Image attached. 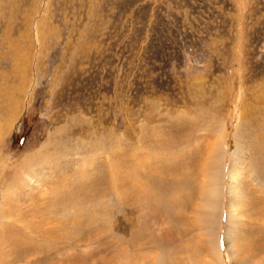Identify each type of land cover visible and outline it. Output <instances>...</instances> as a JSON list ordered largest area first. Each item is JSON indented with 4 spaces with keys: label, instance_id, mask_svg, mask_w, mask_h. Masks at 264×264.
<instances>
[{
    "label": "rangeland",
    "instance_id": "obj_1",
    "mask_svg": "<svg viewBox=\"0 0 264 264\" xmlns=\"http://www.w3.org/2000/svg\"><path fill=\"white\" fill-rule=\"evenodd\" d=\"M0 215V264H264V0H0Z\"/></svg>",
    "mask_w": 264,
    "mask_h": 264
},
{
    "label": "bare ground",
    "instance_id": "obj_2",
    "mask_svg": "<svg viewBox=\"0 0 264 264\" xmlns=\"http://www.w3.org/2000/svg\"><path fill=\"white\" fill-rule=\"evenodd\" d=\"M2 128V127H1ZM11 129V127H10ZM221 131H223V129H221ZM221 131H219V135H218V140H219V143H218V146L216 147L217 143L215 144V148L213 150V154L216 156V163L215 165L212 167L211 170H213L212 174L215 173L216 169L220 168L222 170V166H223V158H224V155H225V151L223 149V145L225 142H223L221 145H220V140L222 139L221 136ZM226 135V134H225ZM224 137V136H223ZM226 138V136H225ZM223 140V139H222ZM212 159V158H211ZM212 162V161H211ZM219 164V165H218ZM232 170L229 172V179L232 178L233 176L240 179L242 178V175H243V171L241 169H238V166L236 165H232ZM234 168L236 169L237 168V171H234ZM223 171V170H222ZM220 175V173H219ZM216 176V175H215ZM218 177V176H217ZM209 179H214V177L212 175H210ZM217 180V179H216ZM216 180H214L213 182H208L207 185L205 186V198H206V202H204V208H206V211L207 213L206 214H202V217L199 219L200 223H202L204 226H206V231L204 232V237H205V240H209L212 239L213 237V230H210L209 229V224H213L212 222V217H213V214L215 212V210L218 208V204L219 202H217V199L219 197V194L218 192H214V189H215V186H217L218 184H220V182H216ZM63 184V183H62ZM233 185V184H232ZM259 185V184H258ZM62 190L58 191V189L56 190L55 192V195L56 197L59 196V198L63 199V196H65V194H62L61 193ZM240 193L241 192H237L235 193V202H240L242 201L243 199V195L240 196ZM213 194H215V196H213ZM56 199V198H55ZM220 199V198H219ZM237 199V200H236ZM69 201V200H68ZM228 210L230 213H233V214H236L237 212L234 210V207L232 209V206L230 205L228 207ZM229 213V214H230ZM1 216V215H0ZM231 216V215H230ZM215 218V217H214ZM214 221V220H213ZM228 229V228H227ZM236 231V230H235ZM209 233V234H208ZM215 238V237H214ZM215 243V242H214ZM210 245V244H209ZM212 245V244H211ZM216 245V243H215ZM217 247V245H216ZM215 250V248H214ZM220 251V250H219ZM217 252H218V249H217ZM215 254V253H214ZM220 255V253H219ZM218 255V257H219ZM220 259V258H219Z\"/></svg>",
    "mask_w": 264,
    "mask_h": 264
},
{
    "label": "trees",
    "instance_id": "obj_3",
    "mask_svg": "<svg viewBox=\"0 0 264 264\" xmlns=\"http://www.w3.org/2000/svg\"><path fill=\"white\" fill-rule=\"evenodd\" d=\"M29 136H22V135H19V136H16L12 139V144H11V147L12 148H17L18 150H21L24 148L25 146V142L26 140L28 139Z\"/></svg>",
    "mask_w": 264,
    "mask_h": 264
},
{
    "label": "crops",
    "instance_id": "obj_4",
    "mask_svg": "<svg viewBox=\"0 0 264 264\" xmlns=\"http://www.w3.org/2000/svg\"><path fill=\"white\" fill-rule=\"evenodd\" d=\"M58 198H59V196H58ZM60 199V198H59Z\"/></svg>",
    "mask_w": 264,
    "mask_h": 264
}]
</instances>
